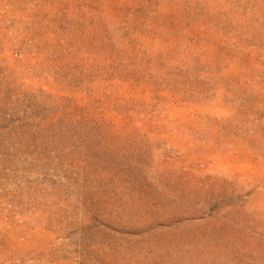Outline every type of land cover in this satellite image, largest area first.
Listing matches in <instances>:
<instances>
[{
	"label": "rangeland",
	"instance_id": "374dc122",
	"mask_svg": "<svg viewBox=\"0 0 264 264\" xmlns=\"http://www.w3.org/2000/svg\"><path fill=\"white\" fill-rule=\"evenodd\" d=\"M0 264H264V0H0Z\"/></svg>",
	"mask_w": 264,
	"mask_h": 264
}]
</instances>
